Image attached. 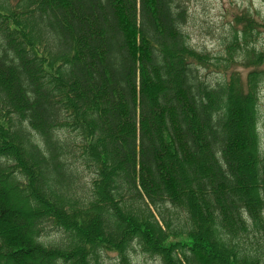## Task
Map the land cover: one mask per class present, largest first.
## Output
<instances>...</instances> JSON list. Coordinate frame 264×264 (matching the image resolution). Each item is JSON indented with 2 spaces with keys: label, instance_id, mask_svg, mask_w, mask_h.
I'll list each match as a JSON object with an SVG mask.
<instances>
[{
  "label": "trees",
  "instance_id": "1",
  "mask_svg": "<svg viewBox=\"0 0 264 264\" xmlns=\"http://www.w3.org/2000/svg\"><path fill=\"white\" fill-rule=\"evenodd\" d=\"M188 13L0 0V264H264V21L219 56Z\"/></svg>",
  "mask_w": 264,
  "mask_h": 264
},
{
  "label": "rangeland",
  "instance_id": "2",
  "mask_svg": "<svg viewBox=\"0 0 264 264\" xmlns=\"http://www.w3.org/2000/svg\"><path fill=\"white\" fill-rule=\"evenodd\" d=\"M188 9V23L186 30L190 35L191 44L200 50L213 55H225L224 41L234 33L240 32L242 25L235 24V18L243 13H249L261 23L264 21V0H186ZM254 39L258 49H264V30L256 31ZM206 70V69H205ZM239 71L245 79L249 69L234 64L230 72ZM210 73V78L218 80L222 78L219 72ZM230 73H228L229 75ZM261 112L263 114L261 125L264 124V89L261 93ZM115 255L107 261L109 264L116 262ZM133 264H161L159 260L150 259L136 252L132 258Z\"/></svg>",
  "mask_w": 264,
  "mask_h": 264
}]
</instances>
